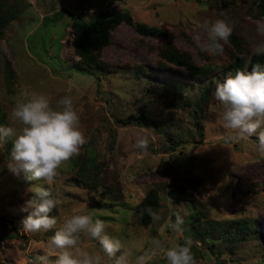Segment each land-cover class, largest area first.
<instances>
[{"label":"rangeland","instance_id":"rangeland-1","mask_svg":"<svg viewBox=\"0 0 264 264\" xmlns=\"http://www.w3.org/2000/svg\"><path fill=\"white\" fill-rule=\"evenodd\" d=\"M260 1L0 0V16L8 18L0 32V126L19 131L11 109L22 92L34 91L48 95L53 107L70 96L87 138L80 155L60 169L59 181L43 185L62 201L51 215L103 220L130 264L153 247V239L172 247L186 238L200 250L196 264H264V158L256 151L257 137L226 142L229 133L210 107L213 81L230 75L223 67L231 61L233 44L229 39L223 53L208 56L211 71L205 77L189 74L186 65L163 60L158 52L167 39L187 51L194 64H205L192 40L206 35L197 22L216 19L235 22L246 51L249 41L264 38L255 31L264 15L247 12ZM117 9L129 10L138 21L165 23L171 32L140 34L121 21L102 51L117 70H76L80 59L71 44V14L89 19ZM199 101H205L201 109ZM131 116L145 123L122 122ZM139 138L148 139L146 151L135 147ZM9 140L0 145V264H31L55 229L27 234L21 228L27 213L19 209L32 195L27 190L43 182L27 181L9 169ZM89 171L97 174L98 184L88 179ZM105 186L118 187L116 199L103 193ZM150 188L157 191L160 219L143 225L135 205ZM177 213L184 219L180 233L170 227ZM82 240L89 251L105 255L98 241ZM150 264L167 262L158 255Z\"/></svg>","mask_w":264,"mask_h":264},{"label":"clouds","instance_id":"clouds-1","mask_svg":"<svg viewBox=\"0 0 264 264\" xmlns=\"http://www.w3.org/2000/svg\"><path fill=\"white\" fill-rule=\"evenodd\" d=\"M197 25L206 34L203 39L200 35L193 37L198 47L209 55L223 53L235 22L216 19L197 22ZM255 31L258 37H264V19L256 21ZM252 48L256 55H264V40L254 39ZM2 50L7 52L6 47ZM213 83L215 104L210 107L216 114V122L229 133L226 142L238 143L255 136L256 151L264 158V65L257 63L250 71L238 70L235 75ZM10 118L20 128L17 131L11 126H0V145L12 139L9 169L16 175L23 173L27 181L43 182L27 190L32 195L20 206L19 210L27 213L21 228L27 234L55 229L44 253L36 256L31 264H130L121 241L106 233L103 220H94L90 214H72L67 218L51 215L61 207L62 201L43 185L56 184L60 169L79 156L87 143L73 99L65 96L53 107L50 97L44 93L22 92L11 109ZM148 144L147 138H139L135 147L146 151ZM146 211L154 222L160 219L151 208ZM183 224V217L177 213L170 227L180 233ZM82 237L98 241L105 255L83 247ZM152 245L134 264H150L158 255L166 259L167 264H196L190 238H186L183 245L172 247H164L161 240L153 239ZM53 256L55 259H50Z\"/></svg>","mask_w":264,"mask_h":264},{"label":"trees","instance_id":"trees-1","mask_svg":"<svg viewBox=\"0 0 264 264\" xmlns=\"http://www.w3.org/2000/svg\"><path fill=\"white\" fill-rule=\"evenodd\" d=\"M64 9V8H63ZM19 11V8L11 12L8 17H14L15 13ZM250 15L254 17H261L264 15V0L256 3L254 6L250 7L247 11ZM70 13V12H69ZM60 15L61 12H58ZM71 14V13H70ZM58 16L55 14L52 20L56 19ZM4 15L0 16V32L3 24L7 21ZM50 20V19H49ZM47 21V20H46ZM128 22L133 26V28L140 34L151 35V36H168L171 29L165 24H149L144 21L135 20L132 13L129 10H114L111 13H107L105 10L99 11L98 14L92 16L89 19H83L79 15L71 14V44L73 51L79 56L80 64L75 69L89 73L90 69H98L101 71H116L117 67L108 64L102 57V51L104 46L110 43V35L112 30L121 22ZM236 26V25H235ZM235 28V27H234ZM233 44L234 50H232L233 56L231 55V61L223 67V71L230 75H235L238 70L250 71L251 68L259 63L264 65V55H256L253 52L252 43L249 41L248 46L250 49H244V40L236 34L234 29L233 34L229 38ZM264 40V38L262 39ZM194 43L199 55L206 60L205 64L196 65L192 61L190 54L187 51H182L178 49L170 40H162L159 45V55L163 60L171 61L177 65H186V70L189 74L199 77H205L211 71L210 65L207 63L209 54L202 51L196 42ZM7 65L10 67L9 61H6ZM142 68H146L142 66ZM204 102H197L198 108L204 107ZM122 122H136L139 124H144V120L139 117H127L122 120ZM7 142H10L8 140ZM94 169H96V166ZM93 170V169H92ZM87 177L90 181L96 180L97 174L93 171H89ZM120 193L118 187L105 186L103 188V193L107 194L109 198L116 199L117 195L114 193ZM159 207V198L155 188H150L143 198L135 205V211L137 217L141 224L147 225L152 221V217L146 211L147 208H151L153 211L157 212ZM191 251L194 256L199 254V249L192 243Z\"/></svg>","mask_w":264,"mask_h":264}]
</instances>
